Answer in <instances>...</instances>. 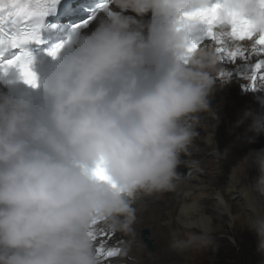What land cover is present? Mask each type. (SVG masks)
<instances>
[{"label":"clouds","instance_id":"9594fccd","mask_svg":"<svg viewBox=\"0 0 264 264\" xmlns=\"http://www.w3.org/2000/svg\"><path fill=\"white\" fill-rule=\"evenodd\" d=\"M208 4L103 0L91 17L95 27L64 33L53 60L33 70L43 88V115L29 95L0 93V264H103L94 222L129 232L136 199L159 193L176 197L171 251L183 255L214 243V218L196 185L179 171L200 161L186 157L198 151L200 114L211 110L220 70L214 44L188 52L183 14ZM261 7L260 0H225L223 14L248 16L260 31ZM149 12L167 23L149 25L145 35L137 17ZM46 18L34 21L41 34ZM246 91L261 105L259 111L246 109L238 121L248 123L244 139L251 144L264 133V87ZM98 166L110 180L94 174ZM251 169L257 175L250 179ZM228 190L248 202L253 214L245 224L264 264V148L237 161ZM213 199L212 207L234 226L240 214L221 191Z\"/></svg>","mask_w":264,"mask_h":264},{"label":"bare ground","instance_id":"6f19581e","mask_svg":"<svg viewBox=\"0 0 264 264\" xmlns=\"http://www.w3.org/2000/svg\"><path fill=\"white\" fill-rule=\"evenodd\" d=\"M112 7L115 8V5ZM116 10L121 11L120 9ZM124 14L136 16V13L131 10L125 11ZM137 20L144 27L145 35H148V26L152 25L154 20L153 14L149 12L143 17H137ZM94 27L95 22L91 25L90 30ZM257 58L255 56L252 57L253 61ZM232 67V64L221 61L220 70L215 75V81H218V83H215L213 94L210 97L211 103L213 100H216V103L211 104L210 111L200 114V128L203 129L204 135L202 139L195 141L198 151L194 150L192 157H186V159L197 160L205 157L206 151L212 152L213 155L215 154V158L206 157L203 166L198 167L200 173L205 168L206 177L204 175L190 177L187 169L192 167L182 165L179 171L187 175L196 185V195L203 198L202 203L208 206L207 210L212 216L217 210L206 204L205 201L209 200V198L213 199V194L219 190L231 206V210L236 205L237 208H240L242 216L250 217L253 213L248 206V202L238 190L229 191L228 186L233 166L237 161L252 149L264 148V135L262 133L257 136L255 143L250 144L244 139L248 123L238 125V121L246 109L259 111L261 105L257 103L255 94L252 91H246L243 87L250 83L246 78L236 75H233L232 78L220 76L221 71H226ZM0 93H6L1 86ZM216 113H219V121L215 119ZM217 150L220 153H226V155L221 158ZM248 175L250 179L254 178L257 175V171L251 169ZM193 180H198L199 183ZM206 186H210L207 188L210 192L198 191L199 187L206 188ZM144 203L145 206H143ZM133 208L135 210L134 219L130 225L131 230L129 232L111 231L103 223L98 225V228H104L110 234V238L106 239L105 246L119 249L117 256L102 260L103 264H148L142 254L145 250L143 238L140 239L143 237V230L148 231V234L145 235L147 243L148 241L151 243L152 239L155 242L162 243L170 239V231L177 227L174 222L177 208L174 193H159L152 196L140 195L134 202ZM165 221H172V223L166 225ZM166 228L168 230L164 231ZM99 243L100 239L98 238L96 247ZM162 253L163 259L156 264H173L170 263V259L165 260L164 256L166 254L165 252ZM178 256L183 259L181 264H192L188 251L183 255L177 254Z\"/></svg>","mask_w":264,"mask_h":264},{"label":"snow or ice","instance_id":"6c2138e0","mask_svg":"<svg viewBox=\"0 0 264 264\" xmlns=\"http://www.w3.org/2000/svg\"><path fill=\"white\" fill-rule=\"evenodd\" d=\"M260 3L261 14L264 15V0H260ZM224 4L225 0H209L207 7L183 14L188 29V52L191 53L205 43L214 44L221 61L233 65L221 71L220 76L246 78L250 83L243 87L255 91L264 87V30L258 31L255 22L248 16L233 14L225 19ZM59 5L60 0H0V56L8 48H16L30 41L43 42L40 31L42 25L34 21L56 13ZM90 20L82 24L86 26ZM52 54L55 55V52ZM26 55L8 60L3 69L7 72L10 67H15L26 83L38 86L37 74ZM253 56L258 58L253 61ZM94 174L99 179L110 180L102 166H98ZM98 238L100 243L96 252L102 260L118 255V248L105 246L110 234L104 228H98L93 235L95 241Z\"/></svg>","mask_w":264,"mask_h":264},{"label":"rangeland","instance_id":"374dc122","mask_svg":"<svg viewBox=\"0 0 264 264\" xmlns=\"http://www.w3.org/2000/svg\"><path fill=\"white\" fill-rule=\"evenodd\" d=\"M215 83H218V81H215ZM199 132H200V135L197 138L198 140L202 139L204 135V131L202 128H199ZM262 134L264 135V133ZM208 156L209 158H215V154L213 155L212 152L206 151L205 157L201 158L200 161H198L197 166L187 169V173L189 174L190 177H193L194 175L195 176L204 175V177H206L207 173H206L205 168L203 172L200 173V169L198 167L203 166L204 159ZM193 181L196 183H199L198 180H193ZM209 187L210 186H206V188L199 187L198 191H203L205 193H208L210 192L207 189ZM205 202L211 207L214 205V199L212 198H209V200ZM143 206H145V203L143 204ZM231 211L233 213L240 214V218L235 222L234 226H229V223H228L229 217L227 214L223 213L222 211L214 212V215H213L214 225L216 228V231L213 234L214 243L207 248L189 250L188 254L191 258L192 264H215L217 262V259L215 258V256L218 254L217 252L220 249H225L227 247L229 248V250L233 249V252L235 253V255L228 257L229 264H237L236 262L237 260L239 261V264H261L262 257L256 251V237L254 236L252 232H250L247 229L246 224H245V217L241 215L240 208H237L236 205H234ZM150 228L152 229V226ZM167 230L168 229L166 228L164 231H167ZM145 231H146L145 235L148 234V231L147 230ZM245 233H247V237H249L247 244L249 243L251 247L250 252H249V257H248V252L246 253L244 250H241V246L239 245V241L243 240ZM142 238L143 237H141L140 239ZM145 241H144L145 250L144 252H142V254L145 257V261H147L148 264H154V263L156 264L157 262L161 261L163 259L162 252H165L166 255L164 256V258H166L165 260L170 259L169 260L170 263H173V264H176L177 262H178L177 264L182 263L183 259L179 256L177 257V254L169 249V246H168L169 240H167L166 242L158 243L152 239L151 244L154 245L153 247L149 246V241L148 243ZM237 245L239 246L238 248H237ZM223 254L225 255L226 253H223Z\"/></svg>","mask_w":264,"mask_h":264},{"label":"trees","instance_id":"16d2710c","mask_svg":"<svg viewBox=\"0 0 264 264\" xmlns=\"http://www.w3.org/2000/svg\"><path fill=\"white\" fill-rule=\"evenodd\" d=\"M246 237H247V233L244 234L243 240L239 241V245L241 246V250H244L246 253L248 252V257H249V252H250L251 247H250L249 243L247 244L249 237H247V239H246ZM238 247L239 246L237 245V248ZM217 253H218L217 255L215 254L216 255L215 258L217 259V262L215 264H229V262H228L229 258L228 257L235 255V253L233 252V249L229 250L228 247L225 249H220ZM223 253H226V254L224 255ZM236 262H237V264H239L238 260Z\"/></svg>","mask_w":264,"mask_h":264}]
</instances>
